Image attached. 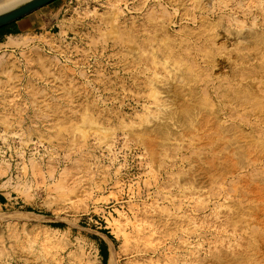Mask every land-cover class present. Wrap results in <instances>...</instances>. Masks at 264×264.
Masks as SVG:
<instances>
[{
	"label": "rangeland",
	"instance_id": "obj_1",
	"mask_svg": "<svg viewBox=\"0 0 264 264\" xmlns=\"http://www.w3.org/2000/svg\"><path fill=\"white\" fill-rule=\"evenodd\" d=\"M27 16L0 29V264H264V0H55ZM178 86L207 124L197 109L183 122ZM226 144L243 157L221 167Z\"/></svg>",
	"mask_w": 264,
	"mask_h": 264
},
{
	"label": "bare ground",
	"instance_id": "obj_2",
	"mask_svg": "<svg viewBox=\"0 0 264 264\" xmlns=\"http://www.w3.org/2000/svg\"><path fill=\"white\" fill-rule=\"evenodd\" d=\"M6 1H7V0H6ZM119 17H120V16H119ZM121 17H122V16H121ZM123 22H124V21H123ZM123 22H121V23H123ZM121 28H123V27H121ZM121 28H120V29H121ZM128 29H129V27H128ZM116 32H118V31L116 30ZM116 32H115V35H116ZM123 32H124V31H123ZM24 33H25V32H24ZM118 33H119V32H118ZM127 33H128V32H127ZM130 33H131V30H130ZM25 34H26V33H25ZM27 35H28V34H27ZM115 35H114V36H115ZM119 35H120V33H119ZM119 35H118V36H119ZM128 36H130V35H128ZM23 37H24V36H23ZM23 37H22V38H23ZM130 37H131V36H130ZM125 39H126V38H125ZM125 39H124V40H125ZM132 39H133V38H132ZM118 40H119V39H118ZM121 40H122V39H121ZM124 40H122V41H124ZM128 41H129V39H128ZM162 41H165V39L161 40V43H162ZM166 41H167V40H166ZM11 42H12L13 44H18L17 41H11ZM118 42H119V41H118ZM132 42H133V41H132ZM116 43H117V41H116ZM119 43H120V42H119ZM123 43H124V42H123ZM159 43H160V41H159ZM128 44H129V43H128ZM128 44H127V45H128ZM162 44H163V43H162ZM132 45H133V44H131V43L129 44V50H130V49L132 50V48H133ZM144 45H145V44H144ZM164 45H165V42H164ZM133 46H134V45H133ZM135 46H136V45H135ZM162 46H163V45H162ZM162 46H161V45L159 46V44H158V47H162ZM166 46H167V45H166ZM166 46H164V47H166ZM136 47H137V46H136ZM167 47H168V46H167ZM169 47H170V46H169ZM156 48H157V47H155L154 49H156ZM127 49H128V48H127ZM135 49H136V48H135ZM135 49H134V50H135ZM142 50H143V49H142ZM158 50H159V48H158ZM158 50H153V51H154V52H155V51L157 52ZM161 50H162V49H161ZM161 50H159L158 53H159ZM165 50H167V49H164V51H165ZM132 51H133V50H132ZM134 52H137V51H134ZM154 52H153V53H154ZM161 52H162V51H161ZM171 52H172V51H171ZM131 53H132V52H131ZM140 53H141V52H140ZM151 53H152V52H151ZM158 53H157V54H158ZM162 53H163V52H162ZM164 53H165V54H166V53H169V51H168V52H164ZM128 54H129V53H128ZM133 54H134V53H133ZM154 54H155V53H154ZM144 55H145V54H144ZM149 55H151V54H149ZM167 55H168V54H167ZM167 55H166V56H167ZM156 56H157V55H155V57H156ZM207 56H208V55H207ZM155 57L152 55V57H151L152 59L150 58L151 60H153V63H154V62H157V61L154 60ZM145 58H146V57H145ZM155 59H156V58H155ZM147 60H148V59H147ZM0 63H1V62H0ZM174 64H175V63H174ZM154 65H156V63H155ZM179 65H180V64H179ZM180 66H181V65H180ZM180 66H178V67H180ZM156 67H157V66H156ZM176 68H177V67H176ZM178 69H179V68H178ZM181 70H182V69H181ZM178 71H179V70H178ZM181 72H182V71H181ZM177 76H178V75H177ZM182 76H183V75H182ZM179 77H180V76H179ZM182 78H183V77H182ZM182 78H181V79H182ZM176 84H177V82H176ZM180 85H181V84H180ZM182 85H183V84H182ZM169 87H170V86H169ZM173 87H174V86H173ZM178 87H180V86H178ZM182 87H183V86H182ZM185 87H186V86H185ZM192 88H193V87H192ZM192 88H188V87H187V88H181V87H180V91H181L180 94H183L184 97L181 98V97H179V96H176V97L174 98V101L177 102V104L180 103V105L178 106V111H181L182 114H187V116H189V117L186 116V117H187V119H186L185 116H182L181 114H179V117H181V116L183 117V122H184V123L190 120V119L188 120V118H190L191 114H192V116L194 115L195 117H196V115H198V114H196L197 112L194 113L195 111H194V112H192V111H193V110H196L197 107H200V106H198V105H200V104L202 103V102L197 101V99H193V97H195L196 93H194L195 89H194V91H193ZM185 89H186V90H185ZM176 90H177V89H176ZM240 90H241V89H240ZM231 91H232V90H231ZM235 91H236V90H235ZM235 91H234V92H235ZM195 92H196V91H195ZM228 92H229V91H228ZM249 92H250V91H249ZM229 93H230V92H229ZM226 94H228V93H226ZM230 94H231V93H230ZM232 94H233V91H232ZM237 94L242 95V91H236V92H235V95L238 96ZM243 94H245V93L243 92ZM252 94H253V93H252ZM257 94H258V93H257ZM187 95L190 96V99H188V100L185 98V96H187ZM193 95H194V96H193ZM246 95H247V94H246ZM250 96H251V95H250ZM250 96H249V97H250ZM261 96H262V95H261ZM191 97H192V99H191ZM247 97H248V96H247ZM247 97H246V98H247ZM249 97H248V99H249ZM252 97H254V104H253V106H254L255 108H257V109H258V108L262 109L261 111L264 112V101L258 99V98L255 97V96H252ZM252 97L250 98V100L252 99ZM236 98H237V97H236ZM246 98H244V101L247 100ZM259 98H260V97H259ZM239 99H240V98H239ZM241 99H243V98H241ZM261 99H262V98H261ZM252 100H253V99H252ZM242 101H243V100H242ZM199 103H200V104H199ZM203 103H204V102H203ZM248 103H249V102H248ZM242 104H243V103H242ZM248 105H250V104H248ZM248 107H250V106H248ZM252 108H253V107H252ZM253 109H254V108H253ZM197 110H198V109H197ZM197 110H196V111H197ZM259 111H260V110H259ZM170 112H172V111H170ZM201 112H202L201 110H198V113H199L200 117H199L197 123L202 124V125H205V124H207V122H206L207 120L205 121L206 123H205V122H204V124L202 123V121L205 119L204 117L206 116V115H205V116L203 117V115H204L203 113H205V111H203V113H201ZM174 113H177V112L174 111L172 114H174ZM193 113H194V114H193ZM168 114H171V113H168ZM195 114H196V115H195ZM202 114H203V115H202ZM174 115H175V114H174ZM259 115H260V114H259ZM261 116H262V115H261ZM263 116H264V115H263ZM176 117H177V114H176ZM207 117H208V116H207ZM184 118H185V121H184ZM196 118H198V117H196ZM193 119H194V118H193ZM207 119H208V118H207ZM180 121H181V120H180ZM190 121H192V118H191ZM190 121L188 122V124H190ZM183 122H182V123H183ZM191 123H192V122H191ZM193 123H194V122H193ZM186 124H187V123H186ZM190 125H191V124H190ZM190 125H188V126H190ZM197 125H198V124H197ZM202 125H201V126H202ZM184 126H185V124H184ZM186 126H187V125H186ZM199 126H200V125H199ZM190 127H191V126H190ZM190 127H188V129H189ZM192 127H194V126H192ZM195 127H196V126H195ZM159 128H160V127H159ZM185 129H186V127H185ZM185 129H184V130H185ZM215 129H217V128H215ZM186 130H187V129H186ZM161 131H162V130H161ZM188 131H190V130H188ZM141 132H142V131H141ZM145 132H147V131H145ZM142 134H143V132H142ZM162 134L165 135V131H164V133H162ZM259 139H260V138H259ZM261 139H262V138H261ZM256 140H257V139H256ZM256 140H254V141H256ZM263 140H264V139H263ZM263 140H262V141H263ZM248 142H249V141H248ZM248 142H247V143H248ZM258 142H259V141H258ZM260 142H261V141H260ZM256 143H257V142H256ZM256 143H255V144H256ZM263 143H264V142H263ZM259 144H260V143H259ZM261 144H262V142H261ZM222 145H223V144H222ZM245 145H246V144H245ZM248 145H249V144H248ZM219 146H220V145H219ZM219 146L216 147L217 151H218V152H220L219 150L224 151L223 154L221 153V155H223L221 158L224 159V162L221 164V167H223L222 165H225V164L229 165V163H225V162L231 161L232 159H230V158H233L234 155H236V156H235V157H236V160H240L239 157H238V159H237V156H242V157H243V155H242V154H243V153H242V152H243V148H242L241 146H239V148L234 147V148L237 149V150L234 149V150H236V153H235V154L232 153V152H233L232 150H230V151H232V152H231V154H232L231 157H230V154H229V153H228V154L226 153V149H228L227 144L224 145V147L222 146V147H221L222 149H219V150H218V147H219ZM246 146H247V145H246ZM255 146H256V145H255ZM250 147L253 148L254 146H250ZM230 148H232V145H231ZM230 148H229V149H230ZM245 148H246V147H245ZM254 148H255V147H254ZM248 149H249V148H248ZM256 149H258L257 146H256ZM259 149H260V148H259ZM261 149H263V148H261ZM244 150H245V149H244ZM230 151H227V152H230ZM255 151H257V150H255ZM258 151H259V150H258ZM258 151H257V152H258ZM262 151H263V150H262ZM245 152H246V151H245ZM245 152H244V153H245ZM260 152H261V151H260ZM225 153H226V154H225ZM224 154H225V155H224ZM233 154H234V155H233ZM245 154H246V153H245ZM245 154H244V155H245ZM218 156H219V155H218ZM228 156H229V157H228ZM235 157H234V158H235ZM216 158H217L216 156H213L211 159H206V158H203V157H199V160H198V168L201 169V170L204 168V172H205V169L207 170V168H214V170H215V169H216V168H215L216 163H218V160H219L220 156H219L218 160H217ZM242 159H243V158H242ZM216 160H217V161H216ZM233 160H234V159H233ZM236 160H234V162H235ZM224 163H225V164H224ZM232 163H233V162H232ZM232 163H231V165H233ZM235 163H236V162H235ZM238 164H239V161H238ZM241 164H242V163H241ZM227 165H225V167H228ZM236 165H237V164H236ZM236 165H235V166H236ZM242 165H243V164H242ZM217 166H218V164H217ZM235 166H234V167H235ZM239 166H240V165H239ZM196 167H197V166H196ZM225 167H224L223 169H224L225 171H227V170L225 169ZM218 169H219V167H218ZM218 169H217V172H218ZM235 169H236V167H235ZM235 169H234V170H235ZM192 170H193V169H192ZM194 170H195V169H194ZM209 170H211V169H209ZM209 170H208V171H209ZM221 170H222V169H221ZM221 170H220V171H221ZM231 170H233V167H232V169H230V171H231ZM196 171H197V170H196ZM196 171H195V172H196ZM212 171H213V170H212ZM212 171H211V172H212ZM220 171H219V172H220ZM199 172H200V171H199ZM227 172H228V171H227ZM232 172H233V171H232ZM186 173H188V172H186ZM186 173H185V174H186ZM212 173H213V172H212ZM222 173H223V171H221V174H222ZM224 173H225V172H224ZM192 174H193V173H192ZM197 174H198V173H197ZM204 174H205V173H204ZM207 174H208V173H207ZM189 175H190V174H189ZM210 175H211V174H210ZM185 176L188 177L187 175H185ZM220 176H221V175H220ZM222 176H223V175H222ZM222 176H221V177H222ZM186 177H185V178H186ZM191 177H192V175H191ZM218 178H219V177H218ZM214 179H215V178H214ZM220 179H221V178H220ZM222 179H223V177H222ZM217 180H218V179H217ZM223 180H224V179H223ZM217 182H218V181H217ZM235 206H236V205H235ZM252 207H253V206H252ZM254 207H255V206H254ZM254 207H253V208H254ZM216 208H217V206H216ZM256 208H257V207H256ZM251 209H252V208H251ZM238 210H239V209H238ZM248 210H249V209H248ZM239 211H240V210H239ZM255 211H256V209H255ZM237 217H238V216H237ZM231 218H232V216H231ZM240 221H241V220H240ZM251 243H252V242H251ZM255 244H256V243H255ZM259 244H260V243H259ZM253 246H254V245H252V247H253ZM250 249H251V248H250ZM255 249H256V248H255ZM251 250H252V249H251ZM253 250H254V249H253ZM255 252H256V251H255ZM253 253H254V252H253ZM223 254H224V253L216 254V255H215L216 258H214V259H216V260H217V259H220V260H222V261L224 260L223 263L226 262V264L230 263V261L227 263L228 260L226 261V259H225V258H227V259L230 258V257H229L230 254L228 253V254H229V255L227 254L228 256H227V255H223ZM248 254H250V252H249ZM251 254H252V253H251ZM255 254H256V253H255ZM244 255H245V254H244ZM253 255H254V254H253ZM256 255H257V254H256ZM256 255H255V256H256ZM233 256H234V255H233ZM252 257H253V256H252ZM259 257H260V256H259ZM231 258H232V257H231ZM231 258H230V259H231ZM243 258H244V257H243ZM246 258H247V257H246ZM248 258H249V257H248ZM255 258H256V257H255ZM237 259H238V256H237L235 262L239 261V259H241V257H240L238 260H237ZM258 259H260V258H258ZM216 260H215L214 262H216ZM220 260H219V261H220ZM232 260H234V259H232ZM246 260H247V259H246ZM222 261H221V262H222ZM249 261H250V259H249ZM251 261H253V260L251 259ZM221 262H220V264H221ZM235 262H234V264H235ZM253 262H254V261H253ZM256 262H257V261H256ZM256 262H255V264H256ZM237 263H240V261L237 262ZM218 264H219V263H218ZM231 264H232V263H231ZM240 264H241V263H240ZM250 264H251V263H250Z\"/></svg>",
	"mask_w": 264,
	"mask_h": 264
},
{
	"label": "water",
	"instance_id": "obj_3",
	"mask_svg": "<svg viewBox=\"0 0 264 264\" xmlns=\"http://www.w3.org/2000/svg\"><path fill=\"white\" fill-rule=\"evenodd\" d=\"M55 0H0V28L5 27Z\"/></svg>",
	"mask_w": 264,
	"mask_h": 264
},
{
	"label": "crops",
	"instance_id": "obj_4",
	"mask_svg": "<svg viewBox=\"0 0 264 264\" xmlns=\"http://www.w3.org/2000/svg\"><path fill=\"white\" fill-rule=\"evenodd\" d=\"M36 20L33 17L25 16L7 26L0 29H5L6 31H18V30H26L27 28L31 27L33 24H36Z\"/></svg>",
	"mask_w": 264,
	"mask_h": 264
}]
</instances>
